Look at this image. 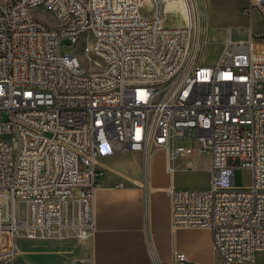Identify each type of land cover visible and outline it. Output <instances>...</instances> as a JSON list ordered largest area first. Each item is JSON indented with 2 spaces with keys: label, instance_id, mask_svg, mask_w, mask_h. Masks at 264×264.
<instances>
[{
  "label": "built area",
  "instance_id": "2783aa9c",
  "mask_svg": "<svg viewBox=\"0 0 264 264\" xmlns=\"http://www.w3.org/2000/svg\"><path fill=\"white\" fill-rule=\"evenodd\" d=\"M172 1L0 0V264L17 261L27 233L87 239L100 161L141 152L146 164L160 150L169 172L195 150L211 160L206 189H170L173 228L209 230L221 264H257L264 34L251 29L249 40L235 41L228 30L217 64L203 65L205 13L198 0H184V25L168 28ZM254 10L264 19V0H250ZM65 39L83 44L93 69L62 54ZM237 169L251 172L249 187L235 185ZM149 246L152 264H164ZM173 264L196 263L177 253Z\"/></svg>",
  "mask_w": 264,
  "mask_h": 264
},
{
  "label": "crops",
  "instance_id": "0c3cea01",
  "mask_svg": "<svg viewBox=\"0 0 264 264\" xmlns=\"http://www.w3.org/2000/svg\"><path fill=\"white\" fill-rule=\"evenodd\" d=\"M174 161L179 166L183 160ZM187 167L193 168L190 160ZM97 168L101 176L94 233L87 239L58 243L19 240L21 255L13 264H82L81 260L83 264H152L149 242L164 264H173L177 253H184L193 263L211 264L200 256L202 251L217 253L209 230L172 226L169 191L187 187L183 175L174 168L169 172L168 163L166 172L151 171L150 163L146 169L141 152L118 153ZM194 232L206 234L198 240Z\"/></svg>",
  "mask_w": 264,
  "mask_h": 264
},
{
  "label": "rangeland",
  "instance_id": "374dc122",
  "mask_svg": "<svg viewBox=\"0 0 264 264\" xmlns=\"http://www.w3.org/2000/svg\"><path fill=\"white\" fill-rule=\"evenodd\" d=\"M205 16L202 21L203 41L205 42L203 51L200 56V61L203 65L214 66L219 61L225 45V36L228 30L232 32V38L235 41L249 40L252 29L254 35L264 34V19L262 15L254 10L248 11L250 0H198ZM168 6V11L165 13V25L168 28L179 27L184 23L182 14L185 13L184 0H173ZM175 7V8H171ZM177 9V10H176ZM153 8L149 1H144L142 4V12L146 16H150ZM34 16L52 27H55L54 20L47 10L37 9ZM182 13V14H181ZM260 41V40H256ZM62 54L77 55L79 60L86 68L93 69L94 67L89 62V57L84 53L83 44L73 46L69 39H65L62 44ZM100 71V67L94 68ZM176 144L188 145V141H177ZM181 165L177 166L175 161L172 162V167L177 171L179 176L186 178L187 188L191 189H206L209 183L208 167L210 166V156L204 154L199 155L195 150V155L188 159H182ZM193 163V168L189 169L188 161ZM103 161V160H101ZM100 161V162H101ZM149 163L146 167L148 168ZM151 171L160 169L166 172L167 157L166 152L156 151L150 160ZM168 173V172H167ZM171 175V174H170ZM184 181V179L182 178ZM252 184V174L248 170L237 169L235 171V185L237 187L246 188ZM195 237L199 240L205 237L206 232H194ZM75 232H67L62 237L47 238L41 233H27L19 240L30 242H64L67 240H81ZM201 257H207L211 260V264H221L219 255L211 251L200 252ZM198 264H206L201 261H195ZM83 264V263H82ZM257 264H264V252L257 256Z\"/></svg>",
  "mask_w": 264,
  "mask_h": 264
},
{
  "label": "bare ground",
  "instance_id": "6f19581e",
  "mask_svg": "<svg viewBox=\"0 0 264 264\" xmlns=\"http://www.w3.org/2000/svg\"><path fill=\"white\" fill-rule=\"evenodd\" d=\"M168 10V9H167ZM149 163V162H148ZM146 165H147V163H146ZM146 169H148L147 167H146Z\"/></svg>",
  "mask_w": 264,
  "mask_h": 264
}]
</instances>
